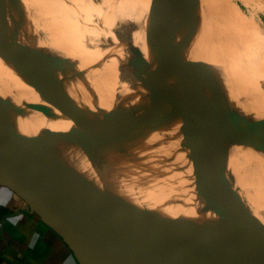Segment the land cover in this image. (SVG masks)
Instances as JSON below:
<instances>
[{"label":"rangeland","instance_id":"1","mask_svg":"<svg viewBox=\"0 0 264 264\" xmlns=\"http://www.w3.org/2000/svg\"><path fill=\"white\" fill-rule=\"evenodd\" d=\"M119 1L0 0L3 135L110 211H124L121 218L148 230L139 233L143 237L152 240L155 233L163 247L207 255L193 233L201 232L197 224L206 221L205 212L183 215L192 205L201 203L204 211L207 200L211 203L185 143L189 131L199 145L192 149L205 145L203 154L253 226L252 240L264 248V48L257 47L263 41L264 0H167L173 16L143 0L154 11L151 42L160 41L165 31L176 40L170 62L163 63L180 65V86L154 55L136 8L140 0H131L133 6ZM63 32L83 38V45L65 41ZM250 52L256 54L251 60L244 56ZM90 53L98 56L100 68L88 64ZM151 75H159L164 85ZM193 77L210 83L198 90L219 100L232 94L234 105L256 114H246L241 127L206 119L221 130L191 133L195 115L181 118L172 110L199 103L192 95ZM147 177L154 183L147 184ZM240 237L248 244L242 232ZM233 246V252H242ZM244 255L247 264H258Z\"/></svg>","mask_w":264,"mask_h":264},{"label":"water","instance_id":"2","mask_svg":"<svg viewBox=\"0 0 264 264\" xmlns=\"http://www.w3.org/2000/svg\"><path fill=\"white\" fill-rule=\"evenodd\" d=\"M150 4L173 16L175 12L167 0H150ZM185 49L190 45L185 35ZM152 91L154 86L145 84ZM192 109L172 110L183 118L195 115L214 122L225 120L230 125L243 126L245 110L222 108L191 102ZM190 157L221 221L224 233L242 232L247 240L249 259L264 264L263 246L252 240L253 226L247 221L240 206L219 171L198 148L189 131L184 134ZM0 184L10 189L56 233L73 253L78 264H200L210 255L195 256L181 249L157 245L133 229L121 218L78 185L60 173L35 160L19 145L7 140L0 129Z\"/></svg>","mask_w":264,"mask_h":264},{"label":"bare ground","instance_id":"3","mask_svg":"<svg viewBox=\"0 0 264 264\" xmlns=\"http://www.w3.org/2000/svg\"><path fill=\"white\" fill-rule=\"evenodd\" d=\"M131 0H120L119 2H120V5L121 6H128L129 4H130V6H133V3H131L130 2ZM139 2V1H138ZM132 4V5H131ZM136 4V3H135ZM138 5V4H137ZM133 8V7H132ZM136 8L138 9V12H139V15L143 18V24L144 25H146V27H148V33H147V36L148 37H150L149 39V43H150V46L152 47V49H153V51H154V55L156 56V58H157V61H158V63H160L161 64V66L163 67V71H164V73L166 74V75H168L170 78H171V80H172V83H174L175 85H178V86H180L181 85V81L179 80V76L177 77V75H178V73L179 72H181L182 71V69H181V67H180V65H178V63H176V64H167V63H163V59L164 60H166V61H169L170 62V60H168L170 57H171V55H172V53L174 52V49H175V47H176V40H174V38L172 39V35H171V37H170V35H169V33L168 32H164L163 33V37H162V39L159 41H155V42H151V41H153V40H151L152 38V33L150 32V29H151V25L154 23V11H153V9L149 6H147L146 4H145V2L143 1V0H140V2H139V6H136ZM152 9V10H151ZM137 12V13H138ZM140 19V18H139ZM142 24V25H143ZM155 24V23H154ZM152 26H154V25H152ZM145 28V27H144ZM250 29H252V30H256L257 28L256 27H251ZM250 29H249V31H250ZM147 30V29H146ZM258 30V29H257ZM256 30V31H257ZM262 33H263V35H261L262 37H263V41L257 46L258 48L259 47H261V46H263L262 48H264V29H262V30H260ZM59 32V31H58ZM258 32H259V30H258ZM146 36V35H145ZM158 37H159V35H157ZM63 37H64V40L65 41H68V42H71V43H76L77 45H83V38H79V37H76V36H71V35H69V34H65V32H63ZM84 37V36H83ZM167 38H169L168 40L169 41H167ZM238 42H240V41H238ZM236 44H237V41L235 42ZM237 46H243V47H247L244 43H240L239 45L237 44ZM87 47V46H86ZM88 48V47H87ZM236 48V47H235ZM255 48V47H254ZM83 49V48H82ZM256 49V48H255ZM85 50V49H84ZM257 50V49H256ZM261 50H263V49H261ZM252 51V50H251ZM255 52H257V51H255ZM258 53V52H257ZM78 54V53H77ZM254 55H256V54H251V52L249 53V54H244V56H247L248 58H250L251 56H254ZM243 56V57H244ZM97 57V58H96ZM255 57V56H254ZM253 57V58H254ZM85 58H87V60H88V64L90 65V66H94V65H96V67L94 68V69H96L97 67L98 68H100L98 65H97V62L95 61L96 59H98V56L96 55H91V53L89 54V56H85ZM161 58H162V60H161ZM242 63L245 65H247V59L246 58H242ZM250 60H251V58H250ZM146 61V60H145ZM142 62H144V61H142ZM147 62V61H146ZM146 62H144V63H146ZM83 63V62H82ZM143 63V64H144ZM142 64V63H141ZM149 64V63H148ZM136 65H138V64H136ZM135 65V66H136ZM102 66V65H101ZM143 66V65H142ZM142 66H138V67H142ZM70 67V66H69ZM137 67V66H136ZM135 67V68H136ZM144 67H147V66H144ZM143 67V68H144ZM71 68V67H70ZM93 69V68H92ZM139 69V68H138ZM140 69H142V68H140ZM155 69H156V67H155ZM120 70V69H119ZM154 70V69H153ZM143 71V70H142ZM143 72H145L146 74V76H148V67H147V69L145 68V70L143 71ZM153 72V71H152ZM152 75H153V73H152ZM152 75L150 76L151 78H152ZM156 75V74H155ZM154 76V75H153ZM192 77V76H191ZM194 79H195V83H194V90H193V92H192V95H193V99H195V100H198L199 101V104H207V105H212V106H221L222 108H231V109H241L240 107H238V106H236V105H234L233 103L235 102V99H234V96L231 94V95H221V100H219L218 98H215L213 95H211V93H207V92H203V91H201V90H205V89H203L204 87H207V86H210L209 84L210 83H208L209 81H207V83H204L203 82V80H201L199 77H193ZM153 79V78H152ZM155 79V81H157L158 82V84H159V86H163L164 84V82L163 81H161V79L159 78V75H158V77H156V78H154ZM153 79V80H154ZM252 79V78H251ZM164 80V79H163ZM154 81V82H155ZM252 81V80H251ZM206 82V81H205ZM245 81H243V83L242 84H246L247 83V81H246V83H244ZM140 84H141V81L139 82ZM193 83H192V85H193ZM212 84V83H211ZM241 84V85H242ZM139 85V84H138ZM137 85V86H138ZM246 85H248V84H246ZM196 86H201V90H198V88L196 87ZM124 87V86H123ZM130 87V86H129ZM211 87V86H210ZM197 88V89H196ZM133 89V88H132ZM121 91V90H120ZM207 91V90H206ZM131 92V91H130ZM208 92H211V91H208ZM83 93V92H82ZM213 93V92H212ZM137 97V96H136ZM241 110H245V109H241ZM246 111V114H256V112H254L253 111V109L252 108H249V109H247V110H245ZM193 116V115H192ZM167 117L169 118V120L171 121V123H174L175 122V119H174V116L173 115H167ZM194 118V117H193ZM195 118H196V120H195V123H188L187 122V124H189V126L190 127H192V132L191 133H193V131H195V133L197 132V129L199 130V128H201V130H199V131H202V128H205L207 131H209V130H217V129H219V127L217 126V124L216 123H214V122H212V121H209V120H206V119H201V118H197V116H195ZM218 123V122H217ZM221 123V122H220ZM187 124H185V126L187 125ZM221 125H222V123H221ZM188 126V125H187ZM230 126V125H229ZM233 126V125H232ZM189 127V128H190ZM221 127V126H220ZM188 128V127H187ZM229 128V127H228ZM234 128V127H233ZM191 129V128H190ZM190 129H188V130H190ZM204 129V130H205ZM222 129H224V125H223V128ZM232 129V128H231ZM231 129H229V130H231ZM219 130H221V129H219ZM198 131V132H199ZM226 131V130H225ZM235 132V131H234ZM237 132V131H236ZM228 133V132H227ZM226 133V134H227ZM230 133H231V131H230ZM5 134V133H4ZM197 134V133H196ZM202 144V143H201ZM204 144V143H203ZM207 147V146H206ZM228 147H230V146H228ZM201 150V152L202 153H204L206 150H204V149H206L205 148V145L203 146H201V148H200ZM207 149H209V148H207ZM181 152H183V151H181ZM208 153H211V151H209L208 150V152L206 153V154H208ZM214 153L215 152H213V155H214ZM251 153V152H250ZM206 156V155H205ZM207 157V156H206ZM210 157V156H209ZM212 158V157H211ZM209 161V160H208ZM184 162H186V161H184ZM188 162V161H187ZM187 162H186V165H187ZM210 162V161H209ZM194 166V165H193ZM190 167V166H189ZM195 167V166H194ZM192 168V167H191ZM188 169H190V168H188ZM193 170V169H192ZM191 171V170H190ZM153 174H154V172H153ZM152 174V176L151 175H149L150 177H153L154 175ZM194 174V173H193ZM197 175H198V173H197ZM148 176V177H149ZM147 177V181L149 180V179H151V178H148ZM155 177V176H154ZM153 177V178H154ZM197 177V176H196ZM195 177V178H196ZM198 177H199V175H198ZM155 180H156V178H155ZM143 181V180H142ZM147 181L145 182V181H143L142 183H144L145 185H146V183H147ZM157 181V183L159 182V179L158 180H156ZM150 182V183H149ZM151 182H152V184L154 183L153 181H148V183L147 184H151ZM200 182H201V180H200ZM166 183V182H165ZM177 183V182H176ZM201 185V187L202 188H205L204 187V185L202 184V182L200 183ZM148 185V186H149ZM154 185H156L157 186V184H154ZM197 185V184H196ZM153 186V185H152ZM177 186V185H176ZM150 187V186H149ZM160 187V186H159ZM153 188V187H152ZM154 188H155V186H154ZM166 188V187H165ZM199 189V188H198ZM147 190H148V188H147ZM147 192V191H146ZM152 193V192H151ZM196 193V192H195ZM197 194V193H196ZM200 194V193H199ZM201 194H203L202 192H201ZM148 195V194H147ZM162 195V194H161ZM165 196V195H164ZM202 197V196H201ZM209 198V197H208ZM208 198H203V199H205V200H207ZM199 199H201V198H199ZM197 201V200H196ZM201 202L203 201V200H200ZM200 203V202H199ZM198 203V204H199ZM207 204H204L205 205V210L204 211H201V209L203 210V207H202V204L200 205H192V207H190L189 209L187 208L186 210H184V214L183 215H185L186 213H198V212H205V215L207 216V218H206V221H204L203 223H202V225L201 224H197L198 226H200V231L201 232H198V231H196V232H193V233H198L197 235V237H199L200 238V243H199V246H200V248H199V246H198V248H199V250H203V252H208L209 253V255H210V258L208 259V260H202V263L203 264H247V263H249V261H248V258H247V256H245L244 254H248L249 255V253H248V249H250V247H249V245L246 243V242H244V240H242L241 239V237H240V232H234V233H224L223 231H222V227H221V221L219 220V218H218V216L215 214V212H214V208H213V205H212V203H209V201L207 200V202H206ZM161 208V207H160ZM184 209V208H183ZM160 210V209H159ZM162 210H164L163 208H162ZM120 210H118V211H116L115 212V214H117L118 216H121L122 217V214L124 213V211H120ZM193 211V212H192ZM131 217V216H130ZM184 217V216H183ZM124 218V217H123ZM211 218V219H210ZM125 220H127V221H129V223H130V225H131V227L133 228V229H135L138 233H148V230L145 228V227H143V226H140V227H138V226H136V225H133V222L130 220V219H125ZM182 220H184V219H182ZM139 221V220H138ZM141 221V220H140ZM211 222H212V224H213V226H212V224H211ZM140 223V222H139ZM137 225H138V223H136ZM195 227H196V225L195 226H192V231H195ZM213 227H214V229H215V231H216V234L213 232ZM190 229H191V227H190ZM156 230V229H155ZM152 232V231H151ZM201 233H203V234H201ZM161 235V234H160ZM150 237H152V240L151 239H148V240H150V241H153V242H156L157 243V245H159V246H161V247H163L162 245V241L161 240H159V239H157V238H154V237H156V235H155V233L153 234L152 233V235H150ZM147 239V238H146ZM198 241V240H197ZM198 241V242H199ZM233 244H235L236 245V248H238V249H240L242 252H233L234 251V246H233ZM195 246H196V244H194ZM194 245L192 244V246L194 247ZM165 247V246H164ZM170 249H172V248H170ZM175 249V248H174ZM182 251H184V252H186L185 250H182ZM193 251H195V250H193ZM202 252V251H201ZM196 253H197V251H196ZM199 262V261H198Z\"/></svg>","mask_w":264,"mask_h":264},{"label":"crops","instance_id":"4","mask_svg":"<svg viewBox=\"0 0 264 264\" xmlns=\"http://www.w3.org/2000/svg\"><path fill=\"white\" fill-rule=\"evenodd\" d=\"M0 264H78L63 240L2 184Z\"/></svg>","mask_w":264,"mask_h":264}]
</instances>
